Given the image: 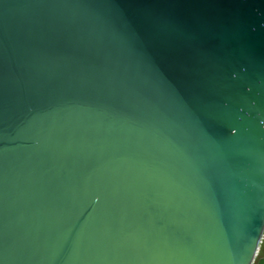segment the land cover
Wrapping results in <instances>:
<instances>
[{
  "label": "water",
  "instance_id": "water-1",
  "mask_svg": "<svg viewBox=\"0 0 264 264\" xmlns=\"http://www.w3.org/2000/svg\"><path fill=\"white\" fill-rule=\"evenodd\" d=\"M263 236L264 0H0V264H253Z\"/></svg>",
  "mask_w": 264,
  "mask_h": 264
},
{
  "label": "rangeland",
  "instance_id": "rangeland-1",
  "mask_svg": "<svg viewBox=\"0 0 264 264\" xmlns=\"http://www.w3.org/2000/svg\"><path fill=\"white\" fill-rule=\"evenodd\" d=\"M262 257H264V236H263V239H262V241H261V243H260V249H259V251H258V254H257V256H256L255 261H254L253 264H256L257 261H258L260 258H262Z\"/></svg>",
  "mask_w": 264,
  "mask_h": 264
}]
</instances>
